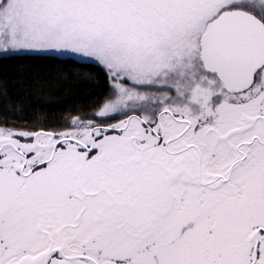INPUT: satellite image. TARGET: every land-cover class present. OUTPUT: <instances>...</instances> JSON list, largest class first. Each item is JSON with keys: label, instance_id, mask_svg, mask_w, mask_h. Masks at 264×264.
Returning a JSON list of instances; mask_svg holds the SVG:
<instances>
[{"label": "snow or ice", "instance_id": "obj_1", "mask_svg": "<svg viewBox=\"0 0 264 264\" xmlns=\"http://www.w3.org/2000/svg\"><path fill=\"white\" fill-rule=\"evenodd\" d=\"M0 264H264V0H0Z\"/></svg>", "mask_w": 264, "mask_h": 264}, {"label": "trees", "instance_id": "obj_2", "mask_svg": "<svg viewBox=\"0 0 264 264\" xmlns=\"http://www.w3.org/2000/svg\"><path fill=\"white\" fill-rule=\"evenodd\" d=\"M17 71H20L17 69ZM23 71L34 73L40 72L47 75L44 88H36L34 97L37 103L48 102L54 105L55 110L49 111V115L56 116L59 110L77 104H86L89 94L95 90L94 83L85 82L87 80V69L80 68V79L66 78L57 79L52 75L56 71L54 68L24 69Z\"/></svg>", "mask_w": 264, "mask_h": 264}]
</instances>
